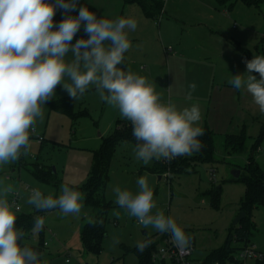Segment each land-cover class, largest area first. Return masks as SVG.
<instances>
[{
  "label": "rangeland",
  "instance_id": "obj_1",
  "mask_svg": "<svg viewBox=\"0 0 264 264\" xmlns=\"http://www.w3.org/2000/svg\"><path fill=\"white\" fill-rule=\"evenodd\" d=\"M124 2L79 0L75 11L66 13L57 8L54 19L78 16L81 6L88 7L97 18H134L137 28L128 31L132 46L124 53L127 70L147 77L163 103H173L178 109L199 106V126L217 135L215 162L199 163L194 172L173 175L168 160L153 159L145 165L135 157L136 143L123 140L113 154L108 183L102 191L104 199L112 204L102 250L99 254L86 252L80 240L81 227L89 218L94 220L96 212L86 205L85 195L79 217L63 216L59 209L38 211L26 201L33 188L54 196L60 194V186L65 182L80 189L92 172L93 152L101 148L103 140L118 125L128 130L132 125L120 116L118 109L100 99L94 86L78 100L71 98L73 117L52 110L53 102L70 98L62 85L57 86L54 97L43 105V120L37 122L27 154L0 167V184H12L15 189L9 200L20 197L21 211L17 215L42 216L45 220L42 230L32 231L20 241L40 254L41 264H139L132 251L137 242L160 239L162 233L151 226L143 228L120 208L115 203L113 188L119 186L135 194L141 176L148 179L154 191L153 214L159 210L175 219L194 238V263L205 264L213 251L222 249L241 215L240 204L247 188L242 179H234L233 171L239 169L243 174L251 156L252 163L264 170V114L246 89H235L229 83L237 74L247 76L241 51L250 59L264 56V0L258 7L242 2L223 7L218 0H168L162 3L163 13L157 19L146 17L139 6ZM81 38H88L83 24L72 43ZM166 48L172 51L166 53ZM252 74L260 78L258 73ZM193 82L197 88L188 100V86ZM242 131L247 136L244 148L228 156L223 147L224 136ZM256 143L259 146L253 151ZM158 164L164 166V173L155 171ZM36 167L51 170L56 182L37 180L33 174ZM169 171L173 175L168 179L170 184ZM217 189L221 190V203L215 208L204 194ZM117 211L119 218L113 214ZM247 217L254 225L248 246L264 255V206L255 208ZM113 237L119 238L118 245L113 246ZM262 261L249 258L242 264H263ZM240 262L234 259L228 264Z\"/></svg>",
  "mask_w": 264,
  "mask_h": 264
},
{
  "label": "clouds",
  "instance_id": "obj_2",
  "mask_svg": "<svg viewBox=\"0 0 264 264\" xmlns=\"http://www.w3.org/2000/svg\"><path fill=\"white\" fill-rule=\"evenodd\" d=\"M78 3L0 0V167L27 154L37 122L43 120V105L54 97L59 85L74 100L94 86L100 99L131 123L137 141L135 157L145 165L153 159L171 161L199 152L203 147L199 137L204 135L199 126V106L178 109L173 103H163L147 77L118 67L132 46L128 31L136 30L137 21L131 17L97 18L96 13L81 6L78 16H65L58 25L54 23L57 8L67 13L75 11ZM82 24L88 38L73 44ZM245 63L246 78L237 74L229 83L235 89H246L264 114V56H254ZM188 87L186 98L191 100L197 85L193 82ZM137 185L135 194L115 186V203L143 228L151 226L160 233H170L174 245L181 253L186 252L191 237L163 211L153 214L154 191L145 176ZM14 194L12 184H0V264H41L40 254L20 243L24 237L16 227L20 207L8 198ZM83 199L81 191L65 182L58 196L31 189L26 203L38 211L59 209L63 216L79 217ZM113 214L120 217L118 211ZM89 223L102 224L103 220L89 218ZM44 224L42 216L36 217L32 231L39 232ZM119 243V238L113 237V246ZM152 243L151 239L138 241L136 249L142 254Z\"/></svg>",
  "mask_w": 264,
  "mask_h": 264
},
{
  "label": "trees",
  "instance_id": "obj_3",
  "mask_svg": "<svg viewBox=\"0 0 264 264\" xmlns=\"http://www.w3.org/2000/svg\"><path fill=\"white\" fill-rule=\"evenodd\" d=\"M126 5L139 6L144 15L150 19H157L160 12L163 13V4L158 0H123ZM219 4L223 7H232L238 2H242L247 6H260L262 0H218ZM65 17L54 19L55 24H59ZM87 39V38H84ZM244 60H251L250 56L241 51ZM127 63L124 57L122 64L118 65L121 69L127 71ZM51 109L64 113L70 117H73V101L71 98H66L53 102ZM262 135H264V123L262 126ZM203 144L202 149L199 152H194L190 156H179L170 161L169 169L171 168L174 174H185L194 172L199 163L211 164L215 162L216 152V139L217 135L209 129L204 130V135L199 137ZM224 151L228 156H234L238 154L245 146L247 136L242 131L238 135H226L224 136ZM123 140L133 141L137 143L132 135V126L130 130L121 129L118 125L116 131L106 137L99 150L93 152V168L89 175L87 183H85L79 191H82L85 195L86 205L92 208L95 214V221L103 220L102 224H90L86 222L81 230L80 240L83 249L86 252L99 254L102 250V244L106 237V225L108 220V213L112 208V204L104 199L102 191L106 189L109 179L110 162L115 154L116 147ZM259 144L256 143L253 147V151L258 148ZM156 172L164 173V166L158 164L155 168ZM35 178L44 183H55V179L51 170H46L42 167H36L33 172ZM171 176V178L173 177ZM246 185V196L240 204V212L244 213L245 217L237 224L233 225L232 230L228 234V237L224 243L222 249L213 251L205 260V264H228V262L236 259L238 254L248 247L252 231L254 229L253 223L248 219L247 215L255 208L264 206V170L259 166L252 163V156L248 163L245 165L244 173L240 178ZM170 184V182H168ZM209 199V204L212 207L217 208L220 202L221 190H213L204 194ZM35 215H17L16 227L24 232V236L31 233L34 225ZM165 233L160 235V239L148 238L153 241L150 247H148L142 254L139 253L134 247L132 251L135 253L139 260V264H154L152 256L159 244L163 241ZM191 237V244L193 245L194 238ZM146 239V240H148ZM159 240V241H156ZM264 264V261H262ZM240 262L239 264H242Z\"/></svg>",
  "mask_w": 264,
  "mask_h": 264
},
{
  "label": "built area",
  "instance_id": "obj_4",
  "mask_svg": "<svg viewBox=\"0 0 264 264\" xmlns=\"http://www.w3.org/2000/svg\"><path fill=\"white\" fill-rule=\"evenodd\" d=\"M162 3H166L168 0H158ZM166 53L171 52V49H165ZM170 163V161L168 160ZM171 179V173L169 171L167 175V180ZM168 180V182H170ZM20 197L17 196L15 199H12V202H15V204L19 205L20 207ZM21 211V207H20ZM19 211V212H20ZM195 248L191 244L190 248L184 252L181 253V250L178 249L173 241L170 233H165V236L163 238V241L161 244L158 245L156 248L153 256L152 261H154V264H195L192 256L194 254ZM249 258L254 259L255 261H262L264 259V255L262 253H258L254 247H247L245 250L241 251L236 259L238 261L243 262V260H247Z\"/></svg>",
  "mask_w": 264,
  "mask_h": 264
},
{
  "label": "water",
  "instance_id": "obj_5",
  "mask_svg": "<svg viewBox=\"0 0 264 264\" xmlns=\"http://www.w3.org/2000/svg\"><path fill=\"white\" fill-rule=\"evenodd\" d=\"M232 174H233L234 179H239L240 176H241V171H240V170H235V171H233ZM244 217H245V214L242 213V214L238 217V219L235 220L234 225H237V224H238V223H239ZM144 234H147V232H144Z\"/></svg>",
  "mask_w": 264,
  "mask_h": 264
},
{
  "label": "crops",
  "instance_id": "obj_6",
  "mask_svg": "<svg viewBox=\"0 0 264 264\" xmlns=\"http://www.w3.org/2000/svg\"><path fill=\"white\" fill-rule=\"evenodd\" d=\"M166 49H167V48H166ZM125 58H126V57H125ZM127 67H128V64H127ZM127 71H128V70H127ZM230 157H231V156H230ZM237 170H239V169H237ZM241 174H242V172H241ZM19 203H20V202H19ZM84 224H85V223H83V225H82V227H81L82 229H83ZM82 229H81V230H82ZM80 233H81V232H80ZM186 235H187V233H186ZM188 236H189V235H188ZM155 239H156V238H155ZM156 241H159V240H156ZM193 246H194V242H193ZM194 248H195V247H194Z\"/></svg>",
  "mask_w": 264,
  "mask_h": 264
}]
</instances>
